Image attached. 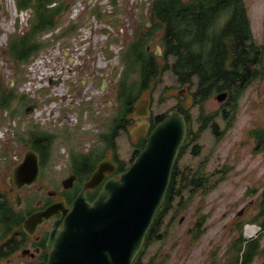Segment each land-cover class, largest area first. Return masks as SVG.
Returning <instances> with one entry per match:
<instances>
[{
  "label": "rangeland",
  "instance_id": "obj_1",
  "mask_svg": "<svg viewBox=\"0 0 264 264\" xmlns=\"http://www.w3.org/2000/svg\"><path fill=\"white\" fill-rule=\"evenodd\" d=\"M60 1L67 3V7L57 24L58 30L41 35V39L50 44L32 59V62L38 59L34 68L32 62L21 65L17 78L14 63L6 51L9 37L33 25L35 10L33 7L19 9L17 0H0V78L20 95L37 98L40 107L46 100H59V93H68L63 97V108L65 103L73 102L71 109L81 120H86L82 116L86 111L88 113L83 125L89 122L92 126L83 129L73 124L62 126L60 120L43 122L33 115L18 113L12 116L13 109L24 108V104L17 101L12 109L0 111V147L8 152L4 155L9 154L10 147L13 150L20 148L17 137L34 122L42 130L56 133V154L63 164L70 148L85 151L92 146H101L98 134L107 130L117 116L120 105L116 91L128 64L124 58L131 47L134 22L137 20L136 27L148 28L152 0ZM245 3L253 41L264 48V0H245ZM96 10L103 16H98ZM70 23L79 24L77 32L57 38L60 29ZM153 23L152 17L149 27ZM149 44L153 51L156 42L150 40ZM174 60L171 55L170 64ZM256 68L258 75L245 89H234L236 98L229 99L228 96L220 101L214 94L203 103L204 114L215 115L209 120V127L201 129L204 119L198 106L192 109L193 130L196 134L200 132V136L180 153L176 166L183 175L192 174L189 172L192 169L193 174L205 179L197 189L189 180L184 202L179 204V198L174 201V207L159 229L163 238L148 245L145 242L141 251H144L142 258L146 264L150 261L152 264H225L232 260V255L227 252L231 242L241 233L239 224L246 228L259 226V223H246L259 213L256 201L264 188V52ZM58 72L66 75L64 82L50 84L51 77ZM90 76L96 87L86 89ZM105 78L108 86L101 93ZM192 90L194 88L179 83L171 70L165 71L153 97L145 96L151 99L152 117L183 102ZM213 124L219 126V133L213 131ZM139 139L125 130L117 138L119 156L129 165ZM195 143L201 145L199 155L193 154ZM67 174V170L55 174L51 186H57L69 176ZM0 189L7 192V185L1 184ZM199 220L204 221L205 229L199 237H194ZM244 226L242 233L249 238ZM260 242L264 244V232L260 234ZM251 264H262V257L258 256Z\"/></svg>",
  "mask_w": 264,
  "mask_h": 264
},
{
  "label": "trees",
  "instance_id": "obj_2",
  "mask_svg": "<svg viewBox=\"0 0 264 264\" xmlns=\"http://www.w3.org/2000/svg\"><path fill=\"white\" fill-rule=\"evenodd\" d=\"M17 4L21 10L30 7L35 10L33 25L28 30L9 37L6 51L14 63L18 78L21 65L30 63L41 49L50 44L49 41L41 39V35L46 32L53 33L58 29L57 24L61 22L62 12L67 7V3L60 0H17ZM152 9L154 25L149 29V33L158 31L161 33L160 43L164 49V60H159L154 52L147 50L146 30L130 44L131 47L124 58L128 62L126 71L123 78L119 79L116 91V99L120 107L110 127L105 131L101 130L98 134L101 146L95 153L88 154L89 160L91 156L96 157L93 166L108 154L107 151L119 155L117 138L123 130L129 132L131 125L134 124L131 116L134 104L142 96L153 97L165 71L171 70L179 83L194 88L189 97L175 106L185 114L189 128L181 153H184V149L197 141L200 136V132L196 134L193 130L192 109L198 106L200 115L204 119L201 129L209 127V120L215 115H205L203 103L212 95L225 91L229 93V99L236 98L238 95L234 94V89L242 91L258 75L256 66L261 61L264 48L253 41L251 19L245 0H157ZM97 12L98 16H103L99 11ZM78 28L77 23L63 26L57 38L72 35ZM171 55L175 57L172 64L169 62ZM17 101L24 104V108L18 110L16 107L12 110V116L18 113L26 116V105L32 99L26 94L20 95L16 89L11 88L0 78V111L12 109ZM166 114L167 112L152 117V127ZM212 129L216 133L220 132L216 124H213ZM55 138L56 133L42 130L33 122L17 137V140L40 141L41 146L51 148ZM146 140L145 136L139 139L130 162L144 147ZM192 151L193 154L199 155L201 145L195 143ZM189 172L192 174L183 175L184 172L179 171L178 166H175L165 201L148 233L146 245L163 238L164 234H160L159 229L166 215L174 207V201L179 198V204L184 202L189 180L194 182L196 189L203 185L204 177L196 176L192 169ZM215 184L216 182L212 188ZM254 191L256 192L257 189ZM7 194L8 188L7 192L0 189V234H8L18 225V222L10 221L15 215V208L8 202ZM256 204L259 213L250 222L264 225V188ZM203 223L202 220L196 223L194 237H199L204 232ZM239 226L241 233L231 242L227 252L232 255V260L225 264H251L258 256L262 257L264 264V244L260 242V235L258 238L247 239L242 233L244 224ZM143 254L142 250L134 264H146L145 259L142 258Z\"/></svg>",
  "mask_w": 264,
  "mask_h": 264
},
{
  "label": "water",
  "instance_id": "obj_3",
  "mask_svg": "<svg viewBox=\"0 0 264 264\" xmlns=\"http://www.w3.org/2000/svg\"><path fill=\"white\" fill-rule=\"evenodd\" d=\"M152 15L150 9L147 26L151 24ZM157 49L160 54L161 47ZM60 81L61 78L57 81L50 79L51 83ZM107 85L105 78L102 83L104 91ZM227 96V91L217 94L220 101ZM37 105L36 101L30 103L25 113L30 114ZM150 115V99L139 98L132 113L135 124L129 133L135 138L147 136L145 146L118 177L106 180L92 202L87 200L83 190L71 207L66 206L64 200L57 201L24 220L25 231L34 234L37 225L62 214L49 236L48 244L52 249L48 260L37 264H134L165 200L175 163L188 133L186 116L177 109H170L153 128ZM116 165L112 159L101 160L85 189H93L108 172L114 171ZM11 178L17 185L14 200L20 207L23 203L21 187L39 179V159L35 150L24 152ZM73 179L72 175L65 178L64 185L71 186Z\"/></svg>",
  "mask_w": 264,
  "mask_h": 264
},
{
  "label": "flooded vegetation",
  "instance_id": "obj_4",
  "mask_svg": "<svg viewBox=\"0 0 264 264\" xmlns=\"http://www.w3.org/2000/svg\"><path fill=\"white\" fill-rule=\"evenodd\" d=\"M156 1L157 0H152L151 5L153 6ZM136 23L137 20L134 22V36L131 43L136 41L137 35L142 34L146 30L147 50H151L149 41L154 40L156 42V47L150 52H154L158 59L162 60L165 54L160 43L161 33L159 31L157 33H149L150 27H136ZM157 46H161L162 48V52L160 54H158ZM151 118L152 114L150 116V119ZM66 130L67 132L69 131L68 129ZM55 141H53L51 148L41 146L40 141H18V146H20V148L13 150L10 147V155H4L8 152L7 150L4 151L3 148L0 147V172H2L0 185L3 183L7 185L8 202L11 205H14L15 208V215L10 221L18 222V225L12 228L10 233L0 234V264H37L40 261H47L49 258V253L52 249V246L48 244L49 236L52 230L56 228L55 224L58 223L62 214H56L50 219H47L41 224L37 225L34 234H29L25 231L23 227L24 220L33 212L44 209L48 205L57 201L64 200L66 206L71 207L74 200L83 190H85L87 200L92 202L103 188V185L107 179L113 176L118 177L123 170L129 167V164L120 158L118 154L109 151H107V155L100 158L96 162L95 166H93L92 164L96 157L91 156V160H89L90 156H88V154L95 153L98 149V146H92L87 151L70 148L68 158H66L63 164H61L62 160L56 154ZM28 149H33L38 153L39 179L33 184L25 183V185L21 187L23 203L20 207H17V204L14 200V194L17 190V185L14 179L11 178V175L13 174L14 168L21 161L23 154L19 155L20 152H25ZM107 158L116 162L117 165L114 171L112 173L108 172L104 179L93 189H85L86 183L91 178L92 173L96 169L98 163L101 160ZM63 170L68 171L67 176H74L72 185L66 187L63 183V179L61 180L62 182L57 184V186H51L50 181L55 178V174ZM47 179H49V181H47ZM44 185H48V187H45ZM4 203H6L5 199Z\"/></svg>",
  "mask_w": 264,
  "mask_h": 264
},
{
  "label": "built area",
  "instance_id": "obj_5",
  "mask_svg": "<svg viewBox=\"0 0 264 264\" xmlns=\"http://www.w3.org/2000/svg\"><path fill=\"white\" fill-rule=\"evenodd\" d=\"M38 62V59H36L31 65L33 68L35 67V64ZM64 73V72H63ZM63 73L58 72L55 76L58 77L59 75H63ZM68 93H59L60 99L59 100H52L51 102L44 103L42 107H38L35 109L34 116L37 117L38 120H41L43 122L47 121H57L60 120V123H64L66 121L65 118L62 117L63 112V97L67 96ZM70 103H65V106H68ZM68 121L71 123H77L78 122V114L76 112H70ZM15 123V121H14ZM57 123V122H56ZM250 227V226H249ZM248 229V227L246 228ZM260 230L261 227H256V230Z\"/></svg>",
  "mask_w": 264,
  "mask_h": 264
}]
</instances>
